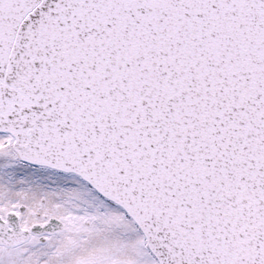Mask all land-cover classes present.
<instances>
[{"label":"snow or ice","instance_id":"6c2138e0","mask_svg":"<svg viewBox=\"0 0 264 264\" xmlns=\"http://www.w3.org/2000/svg\"><path fill=\"white\" fill-rule=\"evenodd\" d=\"M0 264H264V0H0Z\"/></svg>","mask_w":264,"mask_h":264}]
</instances>
